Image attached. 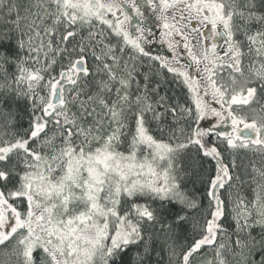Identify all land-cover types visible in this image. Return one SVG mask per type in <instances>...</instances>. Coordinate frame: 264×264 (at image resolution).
<instances>
[{
	"label": "snow or ice",
	"instance_id": "1",
	"mask_svg": "<svg viewBox=\"0 0 264 264\" xmlns=\"http://www.w3.org/2000/svg\"><path fill=\"white\" fill-rule=\"evenodd\" d=\"M0 264H264V0H0Z\"/></svg>",
	"mask_w": 264,
	"mask_h": 264
}]
</instances>
